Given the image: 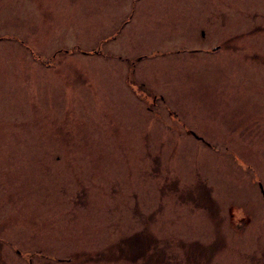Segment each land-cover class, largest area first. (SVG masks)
<instances>
[{
	"label": "rangeland",
	"instance_id": "1",
	"mask_svg": "<svg viewBox=\"0 0 264 264\" xmlns=\"http://www.w3.org/2000/svg\"><path fill=\"white\" fill-rule=\"evenodd\" d=\"M152 246L264 264V0H0V264Z\"/></svg>",
	"mask_w": 264,
	"mask_h": 264
},
{
	"label": "flooded vegetation",
	"instance_id": "2",
	"mask_svg": "<svg viewBox=\"0 0 264 264\" xmlns=\"http://www.w3.org/2000/svg\"><path fill=\"white\" fill-rule=\"evenodd\" d=\"M214 46V45H213ZM130 207H132V209L135 211V212H137L136 211V208H135V204L134 203H132V206H131V204H130ZM132 211V210H131ZM130 212V211H129ZM131 214H133V211L132 212H130ZM134 215V214H133ZM152 235V234H151ZM133 242V241H132ZM132 242H129V245L131 246L132 245ZM152 249H151V251L150 252H148L147 254H146V258H144V260H149V261H151V263L150 264H153V258L151 257V255L153 254V252H154V250L156 251V249L152 246L151 247Z\"/></svg>",
	"mask_w": 264,
	"mask_h": 264
},
{
	"label": "trees",
	"instance_id": "3",
	"mask_svg": "<svg viewBox=\"0 0 264 264\" xmlns=\"http://www.w3.org/2000/svg\"><path fill=\"white\" fill-rule=\"evenodd\" d=\"M35 56V55H34ZM35 57H37V56H35Z\"/></svg>",
	"mask_w": 264,
	"mask_h": 264
}]
</instances>
